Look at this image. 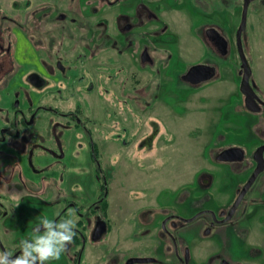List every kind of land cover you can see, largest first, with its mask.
Here are the masks:
<instances>
[{
    "label": "flooded vegetation",
    "instance_id": "af4514ba",
    "mask_svg": "<svg viewBox=\"0 0 264 264\" xmlns=\"http://www.w3.org/2000/svg\"><path fill=\"white\" fill-rule=\"evenodd\" d=\"M6 2L8 7L0 1V104L5 105L0 106V145L9 149L6 152L0 149V157L6 155L9 159L5 167H1L0 162V176L5 179L11 175L10 167L13 163H19L21 148L29 151L26 156L29 165L38 173H43L50 164H39L36 158L56 155L55 158L63 159L73 136L78 135L77 131L87 139L96 169H100V156L106 151L101 152L98 143L101 140L99 123L96 119L89 121L85 117L80 103L81 97L91 106L87 97L99 92V71H109V79L117 76V71L144 73L148 76L146 83L154 76L167 77L168 81H183L199 89L202 84L220 77L224 71L222 65L213 63L211 55L215 53L224 58L229 53V39L220 29L225 20L214 19L215 13L228 18V6H222L217 1L220 7H215V0H53L40 5L35 0ZM183 17L184 21L185 17L191 19L189 28L194 37H191L190 43L195 44V47L182 41L180 32ZM39 22L41 27L37 25ZM194 24L199 31L193 28ZM88 27L97 28L89 42L93 41L98 32L100 37L97 35V38L104 39L107 45H102L103 42L95 43L94 47L87 44L81 32ZM195 50L199 53L196 60H183V55L195 57ZM101 52L109 55L102 56ZM102 60L104 68H101ZM89 61L94 62L93 67L88 65ZM238 74L242 79L241 67L238 68ZM250 80L257 96L264 101L258 85L253 81L252 71ZM74 98H77L76 103ZM72 104L75 108H72ZM263 107L260 103L256 113H260ZM54 114L58 117L53 119ZM51 126L61 130H50ZM92 126L97 129L94 131ZM258 129L263 141L256 146L255 151L264 145V130L261 127ZM232 147L235 146L219 150L217 158L231 162L234 167H244L242 161L246 156L243 150L242 158L241 153L229 154L225 156L226 160L220 157L224 150ZM256 166L255 161L253 171L239 185L234 202ZM261 175L264 176V169L229 219L227 217L234 202L228 209H220L219 212L203 210L191 218L171 216L163 222L160 231L150 230L142 238L133 234V244L142 240L152 243L150 246H153L155 254L147 256L133 255L130 252L131 245H125L124 238L117 236L113 241L109 237V217L103 216L101 210H98L103 198L108 199L106 189L103 197L100 191L96 200L87 205L68 197L59 201L62 202L59 206L55 202L42 204L39 200L40 206L44 205L48 212L49 208L60 207L61 211L52 215L51 219L68 218L70 210H74L77 217L74 242L59 260L49 264H100L85 259L89 249L100 253L97 257L104 261L103 264H264V236L257 235L255 247L258 246V250L255 255H242L240 251L235 253L225 249V232L221 228L235 225V215L244 200L237 216L240 227L244 224L242 219H245L249 205L254 203L264 207L259 191L264 189V177L258 185L259 189L257 186L253 188ZM103 183L106 186L105 181ZM99 187L101 190L100 183ZM254 190L258 194L247 204L246 200ZM91 207L96 208V211L90 213ZM40 210L43 211L42 208ZM40 210L30 207V220L26 218L21 221V211L15 206L12 197L0 195V250L19 255V241L29 236ZM204 213L209 214L210 218L202 233L181 235L168 227L172 218L189 223ZM90 215L93 216L92 228L88 230ZM165 236L171 245L168 250L166 247L163 249L165 256H162L158 253V244L161 240L166 242ZM119 249H124L120 261L117 259ZM140 258L144 260H135Z\"/></svg>",
    "mask_w": 264,
    "mask_h": 264
},
{
    "label": "rangeland",
    "instance_id": "374dc122",
    "mask_svg": "<svg viewBox=\"0 0 264 264\" xmlns=\"http://www.w3.org/2000/svg\"><path fill=\"white\" fill-rule=\"evenodd\" d=\"M217 1L222 6L227 5L229 12L228 18L221 17V14L214 15V19L225 20L220 29L230 43L229 53L224 58L215 53L211 55L213 63L224 68L220 77L197 89L183 81H168L167 77L154 76L146 83L148 76L144 73L117 71V76L109 79V71H99V92L87 97L91 106L80 97L81 111L85 117L89 121L96 119L99 123L101 140L98 143L101 152L106 151L100 156V169H96L91 157V171L99 192V183H106V197L109 201L106 215L109 217L108 229H111L109 237L113 241L117 236L124 238L125 245H131L130 252L135 256L153 255L155 250L148 240L133 244V234L142 238L150 230L160 231L163 222L171 216L191 218L203 210L219 212L220 209H228L235 200L239 185L253 171V155L256 146L263 141L258 128L264 130V107L260 113L251 112L245 106L240 91L241 77L238 68L241 67V62L235 35L241 22L244 0H215V7ZM185 18L186 22L183 17L181 23L182 41L195 47V44L190 43L193 36L189 28L191 19ZM37 25L41 27L40 22ZM193 28L199 31L196 24ZM95 29L97 28L88 27L81 32L84 41L92 47L95 43L102 42V45H107L104 39L97 38V35L100 37L98 32L93 41L89 42ZM243 44L252 68L253 81L258 85V91L264 100V0H253L249 4ZM103 54L109 55L101 52L102 56ZM196 55H199L198 50H195V57L183 55L182 58L184 61H194L199 57ZM101 62V68H104L103 60ZM88 65L93 67L94 62L89 61ZM76 99L74 98V103ZM72 106L75 108L74 104ZM57 117L54 114L52 118ZM96 129L97 127L94 131ZM50 130L59 131L61 128L51 126ZM112 137L115 139L110 140ZM229 146L244 151V167H234L231 162L217 158L218 151ZM78 160L79 166L84 167V154ZM263 177H259L253 188L257 186L259 189L258 185ZM78 191L74 196L79 202L84 197H91L82 189ZM259 191L264 202V189ZM90 193L95 195L94 190ZM257 194L256 190L252 191L246 200L247 204ZM244 203L245 200L235 215V225H232L234 228L231 225L229 228L221 226L225 232V249L235 253L240 251L242 255H255L258 250V246L255 247L257 235L264 236V207L254 203L249 205L245 219H242L244 224L240 227L237 216ZM49 210L38 214L51 219L52 215L61 211L60 207ZM90 216L91 221L93 216ZM209 218L207 213L189 223L172 218L168 227L175 233H190L191 236L202 233ZM88 225L90 227L87 226L86 229H91L92 221ZM235 233L240 237L237 238ZM164 238L166 242L161 240L158 244V253L162 256H165L163 249L166 247L168 250L171 245L168 238ZM123 250H118V261L122 258ZM98 254L97 250L89 249L85 259L90 263L97 261L103 264L104 261H100Z\"/></svg>",
    "mask_w": 264,
    "mask_h": 264
},
{
    "label": "crops",
    "instance_id": "0c3cea01",
    "mask_svg": "<svg viewBox=\"0 0 264 264\" xmlns=\"http://www.w3.org/2000/svg\"><path fill=\"white\" fill-rule=\"evenodd\" d=\"M0 1L4 6L8 7L6 0ZM52 1L36 0L35 2L37 5H40ZM0 106L5 107V105L1 104ZM77 133L78 135L73 136L69 144L68 152L63 158L64 160L59 159L60 157L55 158L56 155L52 157L44 156L42 159L36 158L39 164H50L46 172L38 173L35 171L29 165L28 158L26 157L29 153L28 149L21 148L19 163H13L10 167L12 169L11 175L6 179L0 176V195H9L12 197L15 206L21 211V214H19L21 221H25L26 218L30 220V207L36 211L42 208L45 212H48L47 208L43 207L44 205L42 207L40 206L41 203L38 202L39 200L42 204H45V202H55L56 206H59V203H62L59 201L64 197L77 201L74 195L80 189L84 190L86 194L91 195V197H84L81 202H77L87 205L96 200L99 188L97 189L93 171H91L92 160L90 148L87 139L81 135L82 133L79 134V131ZM0 149L4 150V152L9 151L4 145H0ZM83 154L84 167H80L78 157ZM8 160L6 155L1 156V167L4 164L6 166ZM78 172H82V174ZM93 190L95 192L94 196L90 193Z\"/></svg>",
    "mask_w": 264,
    "mask_h": 264
},
{
    "label": "clouds",
    "instance_id": "9594fccd",
    "mask_svg": "<svg viewBox=\"0 0 264 264\" xmlns=\"http://www.w3.org/2000/svg\"><path fill=\"white\" fill-rule=\"evenodd\" d=\"M76 223L74 210L60 220L38 216L29 236L19 241V255L0 250V264H49L59 260L74 242Z\"/></svg>",
    "mask_w": 264,
    "mask_h": 264
},
{
    "label": "water",
    "instance_id": "95a60500",
    "mask_svg": "<svg viewBox=\"0 0 264 264\" xmlns=\"http://www.w3.org/2000/svg\"><path fill=\"white\" fill-rule=\"evenodd\" d=\"M251 1H253V0H244V2H243L241 22H240L238 29L236 31V45H237V50H238V54H239L240 61H241L242 79H241V84H240V91L245 96V104H246L247 108L250 111L256 112V111H258L260 103L264 105V101L259 99V97L257 96V94L254 90V87L251 83L250 76H251L252 70H251L249 61L246 57V54L244 51V45H243V32L247 28L248 7H249V4L251 3ZM232 153H235V154L241 153L242 156L240 158H242L244 155L242 149L237 148V147H232V148H229L227 150H224L220 154V157H222V159H225V156H228L229 154H232ZM253 156H254L255 161L257 162L256 169L254 170V172L250 176L249 180L246 182V184L244 185V187L240 191L236 201L234 202V204L232 206V209H231L227 219L231 218L235 209L239 206L243 197L245 196V194L247 193V191L250 189L253 182L257 178L258 174L264 169V145L258 147L257 150L254 152ZM228 159L230 160V157ZM190 220L191 219H188V221H190ZM135 260L142 261L144 259L140 258V259H135Z\"/></svg>",
    "mask_w": 264,
    "mask_h": 264
},
{
    "label": "trees",
    "instance_id": "16d2710c",
    "mask_svg": "<svg viewBox=\"0 0 264 264\" xmlns=\"http://www.w3.org/2000/svg\"><path fill=\"white\" fill-rule=\"evenodd\" d=\"M105 189L106 186L104 185L103 182H101V196L103 197L105 195ZM109 203L107 199H104L99 203L98 210H101V214L106 217L107 214V209H108ZM93 207V206H92ZM89 208L90 213L96 211V208Z\"/></svg>",
    "mask_w": 264,
    "mask_h": 264
}]
</instances>
